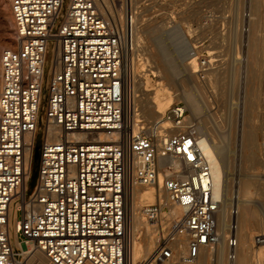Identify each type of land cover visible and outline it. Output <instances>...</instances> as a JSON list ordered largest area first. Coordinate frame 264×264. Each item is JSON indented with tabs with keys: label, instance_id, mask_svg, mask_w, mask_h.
<instances>
[{
	"label": "built area",
	"instance_id": "1",
	"mask_svg": "<svg viewBox=\"0 0 264 264\" xmlns=\"http://www.w3.org/2000/svg\"><path fill=\"white\" fill-rule=\"evenodd\" d=\"M11 7L15 46L1 53L0 264H20L22 245L42 251L51 264H134L127 194L157 180L159 153L180 160L164 187L183 212L174 217L161 201L145 206L157 243L136 264H200L202 250L219 241L221 200L212 196L211 168L188 109L174 103L153 121L136 104L124 55L133 46L130 26L105 18L95 0H11ZM244 17L247 33L250 11ZM44 90L43 147L28 194ZM80 132L90 138H78ZM99 132L110 138H97ZM17 202L19 245L9 229ZM237 215L233 204L229 264L238 246ZM253 241L264 245V233Z\"/></svg>",
	"mask_w": 264,
	"mask_h": 264
},
{
	"label": "rangeland",
	"instance_id": "2",
	"mask_svg": "<svg viewBox=\"0 0 264 264\" xmlns=\"http://www.w3.org/2000/svg\"><path fill=\"white\" fill-rule=\"evenodd\" d=\"M231 1L106 0L104 5L107 6H105L104 13L107 18L112 17L121 25L124 24L126 13H132L135 23L134 32L132 30L134 41L133 46H129L124 53L126 64L130 70H134L133 73L135 72L139 76V80L143 78L142 80L145 81L146 88L152 92L153 98L158 101L157 95L170 96L173 94L175 99L172 104L180 102L186 107V97H183V91L185 88L190 89L194 83L200 85L202 90L199 88L197 89L198 93H196L200 95L198 98L202 101L201 108H203V112L200 110V114L197 112L193 115L192 123L196 127L201 124L204 125V131L210 133L212 139L216 142H221L222 139L225 140L222 141H224L223 143L227 148V158L230 161V166L227 169L229 175L233 176L236 181L239 178V174L246 171L257 175L260 179H264V8L261 10L259 24L256 27L258 30L255 33L260 42L261 49L258 53L260 54L259 60L263 63L261 65L262 74L257 79L252 78V81L247 74V68L250 66L248 36L252 27L254 0L250 1L251 3L245 0ZM6 2H9L11 7L10 0H0V73L3 49L15 46V43L9 46L7 41L10 37L4 32L3 8ZM108 6L111 7L109 10H107ZM245 11H250V31L249 33L247 32L248 35L243 30V25L247 20L244 17ZM177 23L181 24L185 31L184 36L189 41L186 49L188 56L186 57L185 54V56H182L184 59L180 57L182 60L178 58L175 62H171V58L169 59L167 55H163V53H166L164 51L166 49L168 51L169 48L158 42L157 34L162 32L163 29H171ZM9 28L15 31V24L9 25ZM152 29H157L156 37L151 33ZM169 63L170 65L167 66ZM185 63L191 64L193 70H201L199 71L201 77H199L198 81L189 78L188 74H183L182 71H178L180 75L176 72L180 77L177 74L172 73L174 76L171 74V70L175 72V69H181L182 64ZM171 64L175 66L172 67ZM158 70L161 72L157 74L156 71ZM169 70L170 73L168 72ZM210 71L218 72L220 76L216 80L211 81L207 77V72ZM175 75L177 79L181 78L180 81L176 78L174 79ZM250 88L251 90L255 88L256 95L252 96V103L248 105L247 91ZM1 90L2 80L0 77V94ZM46 93L47 91L44 90V102L41 104L40 118L37 123L38 130L33 141L32 169L31 177L28 181V194L34 188L38 178L45 126L42 117ZM188 111L191 114L189 109ZM146 118L149 119L148 117ZM248 129L251 130L253 138L250 146L247 144L246 139L242 137V131ZM224 134L226 138L223 137ZM249 148L253 150V155L258 159L255 160L254 164L252 163V168L250 167L251 164L245 161V154H247ZM248 168L249 170H246ZM256 199V203L263 201V197H256ZM14 227L15 225L12 223L11 228L13 229ZM250 230L252 238L256 233H264V229L250 227ZM252 248L253 250L263 249L264 251V246L254 247L253 245ZM29 249L32 248L22 245L21 252ZM28 259L21 255L20 262L22 264H35L34 261ZM256 263L259 264L253 259L249 264ZM46 264L51 263L47 260ZM209 264L214 263L210 261ZM260 264H264V259L261 260Z\"/></svg>",
	"mask_w": 264,
	"mask_h": 264
},
{
	"label": "bare ground",
	"instance_id": "3",
	"mask_svg": "<svg viewBox=\"0 0 264 264\" xmlns=\"http://www.w3.org/2000/svg\"><path fill=\"white\" fill-rule=\"evenodd\" d=\"M105 1L106 0H95L98 10L104 15L105 18H107V16L104 13V9H106L105 6H107L104 5ZM110 8L111 7L108 6L107 10H109ZM262 8H264V0H254L253 8H252V22H251L252 27H251V32L248 36L249 37L248 47L250 50L248 57H249L250 66L249 68H247V72H248L247 74L251 80L252 78L257 79L262 74L261 65L263 63L259 60L260 54L258 53V51L261 49L260 42L258 38L255 36V33L258 30L256 27L257 24H259V18ZM126 16L124 20V25H126L127 27L130 26V28H132L134 32L135 23L133 20V16L131 15L132 16L131 20L128 19L129 16H127L128 18ZM3 18H4L3 23L5 25L4 32H6L10 37V39H8L7 41L10 46L15 43V31H13V29H10L9 25L11 24L14 25L15 21L12 12V7H10L9 2H6V4L4 5ZM249 20L250 17L248 19V22ZM156 32L157 29L151 30V33L154 34L153 36L155 37H156L155 35ZM184 32L185 31L181 27V24L177 23L171 29L168 30L163 29L162 32L157 34L158 42L163 43L164 46H167V48H169L168 51H166L167 49L166 50L164 49L165 51L163 50L164 52H166L163 53V55H167L169 59L171 58L170 59L171 62H175L178 58L185 56L186 54V49L189 44V41L184 36ZM187 56L188 55L186 54V57ZM182 58L184 59V57ZM182 58L180 59L182 60ZM169 65L170 63L167 64V66ZM171 66L174 67L175 65L173 66L171 64ZM133 71L134 70H131L130 72L133 80L132 83L133 93L135 95L136 104L138 105L141 113L145 115V117H148L149 119L153 118L150 120L154 121L158 119L160 116H162L163 113H165V111L172 104L175 97L173 94L170 96L157 95L158 101L155 100V98H153L152 92L146 88L145 81L142 80L143 78L139 80L138 78L139 76L135 72L133 73ZM178 71L180 72L182 71L183 74L187 73L189 78L193 79L194 81H198L199 77H201V74L199 73V71L201 70H193V66H191V64L189 63L182 64V68L179 70L175 69V72L174 71L172 72L171 70V74L178 73L180 75ZM156 72L158 74L161 71L158 70ZM168 72L170 73V70ZM207 74H208L207 77H209L211 81L216 80L220 76V73L218 72L216 73L214 71L207 72ZM176 77L177 76L175 75L174 79ZM180 79L177 80L180 81ZM179 81H177V83ZM172 82L174 83V81ZM199 88L200 85L194 83L190 89L185 88V90L183 91L184 96L183 95L182 96L184 98L186 97L185 98L186 108H188L191 111V114L189 113L188 116L190 121H192L193 115H195L197 112L199 113L200 110L201 112H203L202 111L203 108H201L202 101L198 98L200 95L197 94L198 93L197 89ZM255 88H253L252 90L250 88V90L247 91L249 98L248 105H251L252 103V96L256 95ZM200 90L202 89L200 88ZM204 127L205 126L202 124L197 127V131L199 135L198 147L201 150L204 159L209 163L211 168L210 180L212 181V196L214 199H220L221 204L218 213L216 215L217 223L215 228L219 241L217 242V244L213 246L209 245L202 250L199 263L209 264V262L211 261L214 264H229L228 261L229 247L227 244V237L230 232L229 212L232 205L236 204L238 208V215L236 217V222H237L236 236L238 238V246L235 249L236 257L235 260L233 261V264H249L251 263V261H253V259L260 264L261 260L264 259V251L263 249L253 250L252 246L254 245V241L252 235H250V231H251L250 227L254 229H264V218H263L264 179L263 178L260 179L257 177V175L252 174L251 172L248 171L240 173L239 178L238 179L236 178L237 181L233 176H230L227 169L230 166V161L227 158L228 151L225 144L223 143L225 140L222 139L224 140L222 141L220 139L221 142H216L215 140L212 139L210 133L204 131ZM250 131L251 130L249 129L246 131L245 130L242 131V137L243 139L244 138L246 139V142L247 144H249V146L253 141L252 134ZM50 136H51L49 137L50 140L55 139V136L53 135L52 131H50ZM77 137L81 139L90 138L85 132L78 133ZM223 137L226 138V135L224 134ZM97 138L109 139L110 137L102 132H99ZM245 155H246L245 161L248 162V164H251L250 167L252 168V163L254 164L255 160L258 159L253 155V150H251L250 148L248 149V152ZM29 159H30V151L27 154V160ZM158 165H159V175L154 183L149 185L135 184L131 187V189H129L127 194L126 207H127V216L132 228L131 254L134 264H136L137 261H140L142 258H146V256L148 257L149 255H151L157 243V238L155 234L156 228L155 225L146 216L144 210L145 206H148L154 203L155 201H161L166 207L169 208L170 213L174 217L181 215L183 212L182 208L179 205H176L171 201L170 194L164 187L165 176L171 173L172 170H176L180 167V160L170 155H162L161 153H159ZM169 165L171 166V169L167 168ZM249 168L246 170H249ZM256 197H263V201L260 203H256L255 202L257 200ZM19 204L20 203L18 202L17 204H12L9 214V229L11 231L13 241L16 245H19L17 243L18 240L16 234V229H17L16 217H17V208ZM12 223H14L15 225L13 229L11 228ZM255 246H264V245L260 244V245H254V247ZM22 255H24V258H29L28 260L34 261L35 264H46L48 260L46 255L42 251L37 249H29L27 251H23ZM20 263L22 264V262Z\"/></svg>",
	"mask_w": 264,
	"mask_h": 264
}]
</instances>
